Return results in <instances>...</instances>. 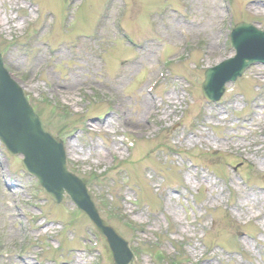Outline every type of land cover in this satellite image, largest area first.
I'll use <instances>...</instances> for the list:
<instances>
[{
	"label": "rangeland",
	"instance_id": "374dc122",
	"mask_svg": "<svg viewBox=\"0 0 264 264\" xmlns=\"http://www.w3.org/2000/svg\"><path fill=\"white\" fill-rule=\"evenodd\" d=\"M240 21L264 31V1L0 0L3 61L138 264L176 247L178 264H264V65L218 103L201 90ZM21 161L0 144V264H114Z\"/></svg>",
	"mask_w": 264,
	"mask_h": 264
},
{
	"label": "water",
	"instance_id": "95a60500",
	"mask_svg": "<svg viewBox=\"0 0 264 264\" xmlns=\"http://www.w3.org/2000/svg\"><path fill=\"white\" fill-rule=\"evenodd\" d=\"M237 55L209 69L203 84L205 97L220 100L225 85L235 82L252 64L264 62V33L240 24L232 34ZM0 55V141L11 155L24 157V168L39 180L46 193L58 204L71 198L77 209L87 214L107 239L115 264H136L128 244L102 221L88 188L68 171L63 143L51 136L43 121L32 111L22 88L7 71Z\"/></svg>",
	"mask_w": 264,
	"mask_h": 264
},
{
	"label": "bare ground",
	"instance_id": "6f19581e",
	"mask_svg": "<svg viewBox=\"0 0 264 264\" xmlns=\"http://www.w3.org/2000/svg\"><path fill=\"white\" fill-rule=\"evenodd\" d=\"M145 103L147 104V101L146 100H145ZM260 217H261V215L260 216L256 215V219H258Z\"/></svg>",
	"mask_w": 264,
	"mask_h": 264
}]
</instances>
